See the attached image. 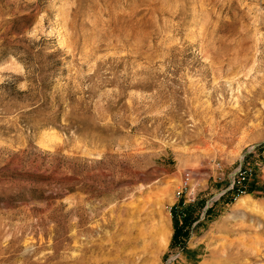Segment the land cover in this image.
<instances>
[{
  "label": "rangeland",
  "instance_id": "obj_1",
  "mask_svg": "<svg viewBox=\"0 0 264 264\" xmlns=\"http://www.w3.org/2000/svg\"><path fill=\"white\" fill-rule=\"evenodd\" d=\"M0 264H264V0H0Z\"/></svg>",
  "mask_w": 264,
  "mask_h": 264
},
{
  "label": "built area",
  "instance_id": "obj_2",
  "mask_svg": "<svg viewBox=\"0 0 264 264\" xmlns=\"http://www.w3.org/2000/svg\"><path fill=\"white\" fill-rule=\"evenodd\" d=\"M251 175V170L249 168H245L244 170H239L238 174H237V183H243L244 181H246L248 179V176ZM237 190L241 193V192H245V190L238 188Z\"/></svg>",
  "mask_w": 264,
  "mask_h": 264
},
{
  "label": "trees",
  "instance_id": "obj_3",
  "mask_svg": "<svg viewBox=\"0 0 264 264\" xmlns=\"http://www.w3.org/2000/svg\"><path fill=\"white\" fill-rule=\"evenodd\" d=\"M173 217H175V216H173ZM174 220H175V223H176V230L178 231V233L186 232L185 227L188 225V218H184V220H183V222L181 224L175 218H174Z\"/></svg>",
  "mask_w": 264,
  "mask_h": 264
},
{
  "label": "bare ground",
  "instance_id": "obj_4",
  "mask_svg": "<svg viewBox=\"0 0 264 264\" xmlns=\"http://www.w3.org/2000/svg\"><path fill=\"white\" fill-rule=\"evenodd\" d=\"M249 197H246V196H243V197H241L240 198V203L241 204H244V203H246V200L248 199ZM162 244H166V241L165 240H162V242H161Z\"/></svg>",
  "mask_w": 264,
  "mask_h": 264
}]
</instances>
